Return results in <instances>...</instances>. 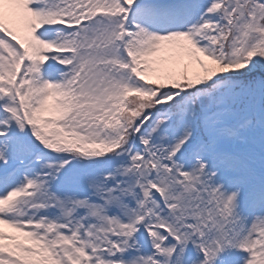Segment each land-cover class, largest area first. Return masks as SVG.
Instances as JSON below:
<instances>
[{
	"label": "snow or ice",
	"instance_id": "6c2138e0",
	"mask_svg": "<svg viewBox=\"0 0 264 264\" xmlns=\"http://www.w3.org/2000/svg\"><path fill=\"white\" fill-rule=\"evenodd\" d=\"M0 264H264V0H0Z\"/></svg>",
	"mask_w": 264,
	"mask_h": 264
}]
</instances>
